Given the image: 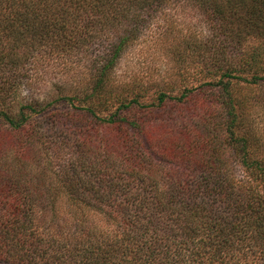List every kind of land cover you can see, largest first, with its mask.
Instances as JSON below:
<instances>
[{
    "label": "trees",
    "instance_id": "16d2710c",
    "mask_svg": "<svg viewBox=\"0 0 264 264\" xmlns=\"http://www.w3.org/2000/svg\"><path fill=\"white\" fill-rule=\"evenodd\" d=\"M187 8L202 117L168 111V71L117 73ZM57 60L79 81L37 98ZM238 86L264 87V0H0V264H264V157Z\"/></svg>",
    "mask_w": 264,
    "mask_h": 264
},
{
    "label": "rangeland",
    "instance_id": "374dc122",
    "mask_svg": "<svg viewBox=\"0 0 264 264\" xmlns=\"http://www.w3.org/2000/svg\"><path fill=\"white\" fill-rule=\"evenodd\" d=\"M202 20V16L192 8L173 10L159 17L123 56L117 70L119 77L124 79L144 76L156 80L168 71L173 86V90L169 92L171 98L167 100L168 111L174 115L183 113L187 117H202V88L199 87L204 77L202 61L197 53L196 56L192 55L188 40L194 36L201 37ZM44 66L46 67H39L36 71L37 89L34 93L39 94L37 98L42 97L52 84L79 81L80 74H75L72 68L68 72L70 65L65 61H50ZM183 86L199 88L189 95L184 104H180L175 98L180 96ZM60 89L62 87L53 88L51 98L58 97L62 93ZM233 91L235 97L243 100L246 108L251 111L248 121L253 123V136L257 140V145L253 147L254 153L258 157H264V87L257 89L238 86ZM154 92L155 89L149 90L147 103L152 102ZM235 170L237 175H242L240 167L236 166Z\"/></svg>",
    "mask_w": 264,
    "mask_h": 264
}]
</instances>
